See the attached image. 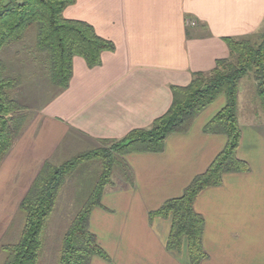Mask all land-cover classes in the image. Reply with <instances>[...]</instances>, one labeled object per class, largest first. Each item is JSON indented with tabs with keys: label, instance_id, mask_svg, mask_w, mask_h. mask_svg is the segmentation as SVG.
<instances>
[{
	"label": "crops",
	"instance_id": "1",
	"mask_svg": "<svg viewBox=\"0 0 264 264\" xmlns=\"http://www.w3.org/2000/svg\"><path fill=\"white\" fill-rule=\"evenodd\" d=\"M63 16L88 22L114 48L94 67L75 56L68 86L31 109L1 161L0 262L19 204L46 160L58 165L72 148L150 126L169 108L173 86L228 56L226 37L264 32V0H74ZM224 103L217 97L186 132L169 135L161 152L123 156L131 183L112 177L92 208L89 229L106 258L93 256L90 264H189L185 241L179 252L166 247L170 219L149 212L180 196L222 150L226 137L202 128ZM239 104L238 88L236 155L249 170L225 174L196 197L206 252L200 264H264V113L250 108L244 116Z\"/></svg>",
	"mask_w": 264,
	"mask_h": 264
},
{
	"label": "trees",
	"instance_id": "2",
	"mask_svg": "<svg viewBox=\"0 0 264 264\" xmlns=\"http://www.w3.org/2000/svg\"><path fill=\"white\" fill-rule=\"evenodd\" d=\"M73 2L0 0V163L22 134L31 114L28 96L18 97L22 93V81L18 74L8 70L4 55L13 48L6 47L23 42L33 29V60L38 55L46 57L43 59L46 81L57 91L68 86L75 56L83 58L88 67H94L100 64L102 52L114 48L113 43L99 36L88 22L63 16L64 8ZM225 41L228 56L216 60L211 71L195 73L187 85L173 86L169 108L150 126L132 129L119 139L99 140L110 145L81 151L58 165L46 160L19 204V211L24 215L19 239L15 243L1 244V249L6 252L1 264L38 263L45 226L66 177L92 159L101 162V170L86 201L64 234L58 264H90L93 256L106 258L95 234L89 229V215L93 207L101 205L104 188L112 183L114 168L118 167L122 177L131 183L130 168L123 159L124 155L161 152L169 135L186 132L205 107L217 97L224 96L223 107L202 128L204 133L224 135V147L204 172L192 178L180 196L165 200L159 208L149 212L150 218L170 219L167 249L179 252L185 241L189 264H200L206 252L202 246L204 219L194 209L196 197L202 190L220 185L225 174L249 170L248 163L236 155L240 141L238 88L240 80L248 74L256 82L264 113V32L226 37ZM22 50L16 48L15 55ZM28 61L22 59V64L26 67Z\"/></svg>",
	"mask_w": 264,
	"mask_h": 264
},
{
	"label": "rangeland",
	"instance_id": "3",
	"mask_svg": "<svg viewBox=\"0 0 264 264\" xmlns=\"http://www.w3.org/2000/svg\"><path fill=\"white\" fill-rule=\"evenodd\" d=\"M6 48H13L6 51L4 55L5 58L3 57L5 61L8 62V70L14 75L18 74L22 81V86L20 87L22 93L18 94V97L27 98L28 96L27 103L31 106V109L41 107V105L54 94L55 89H53L54 87L51 88L50 84L46 81V73L44 72L45 67L43 65V59L46 57L38 55L36 60H33L35 55L31 49L35 48L34 30L31 29L29 31L28 36L23 42L11 44ZM16 48H22L24 50L18 52V55H15ZM22 59L29 60L26 67L22 64ZM33 71L37 73L34 74ZM36 91L38 92L35 93ZM23 93L25 95H23ZM239 97V110H241L242 115L248 116V110L250 108L254 109V111H262L260 100L256 92V82L249 74L240 80ZM109 145L110 143L105 144L98 142L87 148H72L65 152L60 163L81 151ZM100 170L101 162L92 159L80 165L74 172L66 177V182L59 192L54 209L47 220L43 234V247L37 264H58L64 234L72 218L90 194ZM117 175L120 176L121 172L118 167H115L112 177ZM23 224L24 215L21 211H18L3 242L15 243L21 235ZM5 257L6 252L3 253L0 264Z\"/></svg>",
	"mask_w": 264,
	"mask_h": 264
},
{
	"label": "built area",
	"instance_id": "4",
	"mask_svg": "<svg viewBox=\"0 0 264 264\" xmlns=\"http://www.w3.org/2000/svg\"><path fill=\"white\" fill-rule=\"evenodd\" d=\"M187 23H188V24H194V21H192V20H188Z\"/></svg>",
	"mask_w": 264,
	"mask_h": 264
}]
</instances>
